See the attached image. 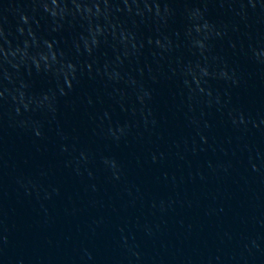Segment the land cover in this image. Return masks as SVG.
Instances as JSON below:
<instances>
[{
  "label": "water",
  "instance_id": "95a60500",
  "mask_svg": "<svg viewBox=\"0 0 264 264\" xmlns=\"http://www.w3.org/2000/svg\"><path fill=\"white\" fill-rule=\"evenodd\" d=\"M0 264H264V0H0Z\"/></svg>",
  "mask_w": 264,
  "mask_h": 264
}]
</instances>
